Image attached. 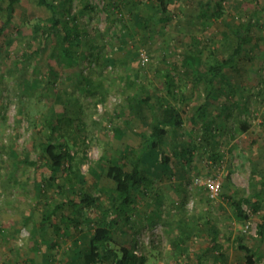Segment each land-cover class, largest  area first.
<instances>
[{
    "label": "rangeland",
    "instance_id": "1",
    "mask_svg": "<svg viewBox=\"0 0 264 264\" xmlns=\"http://www.w3.org/2000/svg\"><path fill=\"white\" fill-rule=\"evenodd\" d=\"M219 1L224 5L220 17L212 14L217 0H171L168 16L154 13L160 0H117L115 7L108 0H75L74 11L87 4L80 16L86 33L73 47L77 63L56 57L64 46L52 37L41 48L34 46L37 40L30 36L35 24H48L51 12L36 0L22 1L12 25L0 33V264H68L75 246L84 248L85 218L77 227V218L59 210L52 223L41 222L45 202H63L65 191L73 189V173L65 169L55 187H44L47 198L38 189L50 174L42 143L53 129L52 108L76 118L79 129L71 137L68 133L72 154L81 160L85 187L104 204V209L85 208L94 225L97 220L109 223L113 216L105 207L108 199L95 186L98 181L114 185L106 177V161L121 156L119 146L125 144L144 149L142 134L161 119L167 101L181 108L185 120L171 136L190 143L192 153L177 156L174 150L181 146L175 148L173 138L163 150L144 153L143 168L154 182L142 189L130 222L120 219L116 225L112 246L133 249L145 257L143 264H247L234 240L244 234L263 253L258 264H264V239L257 233L262 211L252 214L246 205L251 216L239 221L227 196L255 200L254 191H261L264 182V0ZM137 8L151 12L147 23L135 19ZM249 20L253 42L236 69H227L224 79L217 77L209 97L208 131L202 121L190 119L207 95L211 74L206 68L233 51L231 28ZM142 51L149 55L146 63ZM167 75L174 78L177 100L168 95ZM141 97L150 99L141 104ZM93 167L99 171L97 182ZM207 175L222 180L217 200L194 182ZM211 223L224 243L212 242Z\"/></svg>",
    "mask_w": 264,
    "mask_h": 264
},
{
    "label": "trees",
    "instance_id": "2",
    "mask_svg": "<svg viewBox=\"0 0 264 264\" xmlns=\"http://www.w3.org/2000/svg\"><path fill=\"white\" fill-rule=\"evenodd\" d=\"M23 0H0V16H2V23L0 24V33H3L8 27L12 25V21L16 14L19 12ZM75 0H36L39 5L45 6L50 10L51 16L49 17L48 24L42 21L35 24L34 30L30 38H33L37 44V48L44 46L46 40L50 37L54 38L56 41L63 44L61 50H56V57L60 61H68L70 63H77V57L73 54V47L78 45L83 38V34L86 33L84 26H82L80 21V16L87 10V4L80 6L74 11L73 5ZM117 0H108L110 6L115 7ZM161 3L155 12L163 13L168 16V4L171 0H160ZM134 3V2H133ZM216 9L213 15L218 17L222 16L224 13V5L221 1L217 0L215 2ZM141 8L133 10V14L136 20L140 23H147L149 21L146 15L151 14L146 11L142 13ZM148 13V14H147ZM46 28L44 29V26ZM253 23L249 20L247 23L239 24L231 28V32L236 37V45L233 51L224 54L222 58L214 63L207 66V72L211 74L209 80L207 81V95L205 100L193 111L190 119L193 123H198L202 121L206 129L209 131V97L214 92V88L217 85V77L224 79L227 74V69L234 68L238 66V59L245 50L248 43L253 42L252 32ZM38 52V51H34ZM26 55L31 54L26 52ZM27 59V58H26ZM108 60H112L108 58ZM167 91L168 95L177 100L176 93L173 91V80L172 76L167 75ZM150 98L141 97L137 101L141 104L146 103ZM22 108V106L20 107ZM25 109H20L23 111ZM51 123L53 129L47 139L43 141V155L45 157L44 164L49 169V177L41 184L38 183V189L40 194L44 196L46 193L45 186L55 187L58 179V174L62 170H66L69 173H73L70 176L69 188H73L71 191L64 190L66 199L63 202H57L56 204H50L47 200L44 205H46V210L42 216V224L52 223L54 216L59 210L65 211L67 217L77 218V227L79 226L82 218L88 222V229L84 232L83 236V250L80 245L75 246L76 253L69 255L68 264H100L102 262H110L112 264H143L145 262V257H141L133 249L121 245L120 247H113L112 240L114 236V231L116 225L119 223L120 219H124L126 223L130 222L132 213L136 209V204L140 193H143L147 187L154 182L148 173L143 168L144 153L149 149H160L163 150V145L167 141L175 140L176 147L181 146V150H174L175 154L183 158H189L188 155L192 153V148L190 143L179 142L171 134L177 131L184 125V116L181 108L176 104L167 101L163 107V114L160 120L157 119L156 123L146 129V133H143L144 141L142 143L143 148L136 147L131 144H125L119 146L121 156L110 157L106 161L107 165L104 168L106 177L113 182L112 187H105L99 183V171L93 167L91 171L95 175L97 183L95 186L98 188L100 194L106 196L109 202L107 207V212H112L113 216L109 223L102 220H97L94 222L85 213V208L87 207H101L102 200L100 196L94 195L90 189L85 187V174L82 172L81 160H76L74 153L72 154V144L70 143V137L73 130H78L76 123V118L72 115H68L66 112L56 113V109L52 108L51 111ZM143 122V121H142ZM143 124H150L149 122H144ZM243 130H247L249 125L243 121L241 122ZM145 132V131H144ZM70 134V137L68 136ZM60 137L64 140L61 141ZM11 152L15 157L18 156L16 149H11ZM180 152V154H179ZM131 159H130V157ZM164 161H169V156H164ZM25 161L30 164H38L35 160H30L29 158ZM24 162V160H22ZM101 162V161H100ZM96 167V166H95ZM102 166L100 164L99 169ZM144 189V190H142ZM261 191L259 189L254 191L255 200H252L249 196L241 194L240 196H235L233 194H228L229 202L234 209L236 218L239 221H246L250 218L251 213L247 210L246 205L250 207L253 213L262 211L261 220L258 222V237L264 239V182L261 184ZM68 191V192H67ZM73 191V192H72ZM47 194V193H46ZM47 198V195L44 196ZM104 209V208H103ZM71 214V215H70ZM107 215H109L107 213ZM57 232H60V226L54 224ZM213 227V236L211 238L212 242L218 243L221 241L225 242L224 235H221L220 230L217 226L211 223ZM80 229V228H79ZM81 231V230H80ZM237 248L243 253L244 259L247 264H258L262 259L263 253L254 250L250 245L249 241L245 235H239L235 239ZM215 246H217L215 244ZM225 260L228 257L225 256Z\"/></svg>",
    "mask_w": 264,
    "mask_h": 264
},
{
    "label": "built area",
    "instance_id": "3",
    "mask_svg": "<svg viewBox=\"0 0 264 264\" xmlns=\"http://www.w3.org/2000/svg\"><path fill=\"white\" fill-rule=\"evenodd\" d=\"M140 58L143 63L148 62L150 59L146 51L141 52ZM194 182L196 184L204 186L211 200H217L222 192V188H223L222 180L214 175H207L204 177L197 176L195 177Z\"/></svg>",
    "mask_w": 264,
    "mask_h": 264
}]
</instances>
